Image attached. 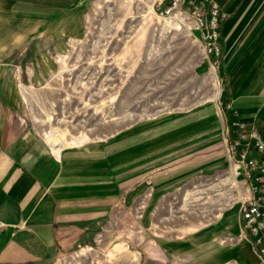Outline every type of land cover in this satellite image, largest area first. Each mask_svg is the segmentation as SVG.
Wrapping results in <instances>:
<instances>
[{"label":"crops","instance_id":"0c3cea01","mask_svg":"<svg viewBox=\"0 0 264 264\" xmlns=\"http://www.w3.org/2000/svg\"><path fill=\"white\" fill-rule=\"evenodd\" d=\"M93 1L0 0V264H52L91 243L134 200L143 207L137 224L145 260L146 199L157 214L164 199L187 196L195 175L225 168L227 144L217 133L227 121L253 127L264 141V0H214L223 14L214 59L225 71L230 119L202 111L179 127L143 125L53 154L31 114L32 103L47 96L34 90L54 69L51 55L65 53V39L82 37ZM220 186L209 191H226ZM230 191L247 196L237 185ZM216 212L182 237L155 240L153 263L260 264L242 238L238 205Z\"/></svg>","mask_w":264,"mask_h":264},{"label":"rangeland","instance_id":"374dc122","mask_svg":"<svg viewBox=\"0 0 264 264\" xmlns=\"http://www.w3.org/2000/svg\"><path fill=\"white\" fill-rule=\"evenodd\" d=\"M189 27L156 17L150 0H94L83 15L82 37L65 39V53L51 55L54 69L46 84L33 89L47 96L32 103L31 114L41 133L57 132L56 138L47 136L50 146L59 151L143 125L172 121L179 127L202 111L224 113L225 71L204 55L199 35ZM200 132L195 129V137ZM217 141H224L223 131ZM220 184L226 191H209ZM188 187L187 196L164 199L157 214L146 199L145 260L139 245L143 229L137 224L143 207L134 200L119 208L112 226L100 229L91 243L52 264H154L155 240L182 237L215 220L219 206L236 202L228 192L233 184L227 164L200 172Z\"/></svg>","mask_w":264,"mask_h":264},{"label":"built area","instance_id":"2783aa9c","mask_svg":"<svg viewBox=\"0 0 264 264\" xmlns=\"http://www.w3.org/2000/svg\"><path fill=\"white\" fill-rule=\"evenodd\" d=\"M154 15L159 19L177 20L182 26L199 35L206 57L220 55L219 26L223 18L214 0H150ZM228 110L229 107L226 106ZM56 136L55 130H47L41 137L46 141ZM229 179L233 185L244 188L246 197H236L242 238L253 247L260 264H264V141L258 132L237 120L227 121L224 128ZM235 197V196H234ZM1 226V225H0Z\"/></svg>","mask_w":264,"mask_h":264},{"label":"trees","instance_id":"16d2710c","mask_svg":"<svg viewBox=\"0 0 264 264\" xmlns=\"http://www.w3.org/2000/svg\"><path fill=\"white\" fill-rule=\"evenodd\" d=\"M224 96L222 97V103H223V110L225 112V115H226V118L227 119H230L232 117V115L230 114V112L226 109V105L227 103L229 102L228 101V91H227V87L225 85V88H224Z\"/></svg>","mask_w":264,"mask_h":264},{"label":"bare ground","instance_id":"6f19581e","mask_svg":"<svg viewBox=\"0 0 264 264\" xmlns=\"http://www.w3.org/2000/svg\"><path fill=\"white\" fill-rule=\"evenodd\" d=\"M57 136H54V138H56ZM47 138V137H46ZM48 143L50 144V139H49V141H48ZM57 145H59L58 143H57ZM54 150V149H53ZM61 150V149H60ZM59 150V151H60ZM56 151V150H55ZM58 152V151H57Z\"/></svg>","mask_w":264,"mask_h":264}]
</instances>
